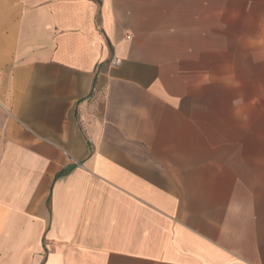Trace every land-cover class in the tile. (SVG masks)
Listing matches in <instances>:
<instances>
[{
  "label": "crops",
  "instance_id": "crops-1",
  "mask_svg": "<svg viewBox=\"0 0 264 264\" xmlns=\"http://www.w3.org/2000/svg\"><path fill=\"white\" fill-rule=\"evenodd\" d=\"M235 1L0 0V264H264Z\"/></svg>",
  "mask_w": 264,
  "mask_h": 264
},
{
  "label": "rangeland",
  "instance_id": "rangeland-1",
  "mask_svg": "<svg viewBox=\"0 0 264 264\" xmlns=\"http://www.w3.org/2000/svg\"><path fill=\"white\" fill-rule=\"evenodd\" d=\"M234 5L240 15L226 17L225 80L219 103L226 127L234 122L241 168L264 176V0Z\"/></svg>",
  "mask_w": 264,
  "mask_h": 264
},
{
  "label": "built area",
  "instance_id": "built-area-1",
  "mask_svg": "<svg viewBox=\"0 0 264 264\" xmlns=\"http://www.w3.org/2000/svg\"><path fill=\"white\" fill-rule=\"evenodd\" d=\"M119 63H120V60H119V59H115V60H114V65L117 66Z\"/></svg>",
  "mask_w": 264,
  "mask_h": 264
}]
</instances>
